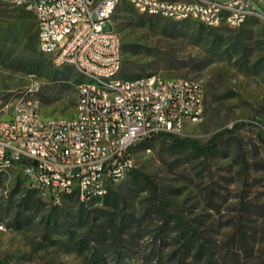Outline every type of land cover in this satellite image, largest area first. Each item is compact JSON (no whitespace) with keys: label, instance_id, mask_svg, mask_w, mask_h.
Returning a JSON list of instances; mask_svg holds the SVG:
<instances>
[{"label":"rangeland","instance_id":"374dc122","mask_svg":"<svg viewBox=\"0 0 264 264\" xmlns=\"http://www.w3.org/2000/svg\"><path fill=\"white\" fill-rule=\"evenodd\" d=\"M1 2L9 6H0V99L28 94L42 117L73 118L82 77L39 51L33 0ZM254 9L240 27L210 28L117 7L111 27L127 51L119 78L200 82L203 120L177 137L205 145L226 133L206 155L170 138L140 139L133 168L91 206L76 195L43 196L19 165L0 171V264H166L179 223L198 241L185 264L195 254L196 264L264 259V3Z\"/></svg>","mask_w":264,"mask_h":264},{"label":"built area","instance_id":"2783aa9c","mask_svg":"<svg viewBox=\"0 0 264 264\" xmlns=\"http://www.w3.org/2000/svg\"><path fill=\"white\" fill-rule=\"evenodd\" d=\"M19 2V0H15ZM114 1L125 2L139 13L170 19L179 10L196 12L199 23L217 28V8L235 12L225 26L240 27L259 15L254 6L264 0H33L39 51L80 71L109 75L111 94L81 86L75 115L69 122L32 116L38 102L28 94L0 110V160L15 165L44 195H65L79 188V201L92 191L119 184L133 168L131 148L140 138L179 136L186 124H198L204 115V91L193 80L163 79L116 87L122 69V45L114 41L111 18ZM0 192L3 190L0 189ZM0 224V234L5 232Z\"/></svg>","mask_w":264,"mask_h":264},{"label":"bare ground","instance_id":"6f19581e","mask_svg":"<svg viewBox=\"0 0 264 264\" xmlns=\"http://www.w3.org/2000/svg\"><path fill=\"white\" fill-rule=\"evenodd\" d=\"M121 3L123 2L114 1V8L117 9V7ZM217 15H220L216 17L217 27L225 26V20H235V12L225 11V8H217ZM153 16L161 17V13H153ZM171 20H175V21L191 20L199 23V15L196 12H186V10H179L178 15L172 17ZM114 41L121 42L119 34L116 33L115 31H114ZM55 65L57 67L64 66V64H55ZM75 70L80 74V71L78 69ZM146 82H153V76H145L134 79H122L119 78L118 76L116 80V87H124L127 86V84L129 83H133L134 86H142V83H146ZM193 85L195 89H203L202 85L198 81L193 80ZM81 86L86 89H93L97 92H101L104 94H111L112 92V83L109 82V75H96L95 77H93V72H91V70H82V81L77 86V95L80 94ZM12 104H15V100ZM8 106L9 105L5 104L4 101L0 99V110H6ZM31 115L41 116L38 106H31ZM42 121H50V119L42 117ZM60 121L69 122L71 121V118ZM140 139H138V141ZM13 166H15V160L13 159L0 160V171H6ZM34 183L36 184V187L39 189L40 193L43 196H45L43 194V187L38 186L37 182ZM72 195H76L77 197H79V188H68L66 192V196H72ZM103 197H104V192L92 191L87 195V198H83V202L81 203L85 206H89V205L91 206L92 204L101 200ZM3 198H4V194L0 192V204L3 201ZM0 224H4V223L0 220Z\"/></svg>","mask_w":264,"mask_h":264},{"label":"trees","instance_id":"16d2710c","mask_svg":"<svg viewBox=\"0 0 264 264\" xmlns=\"http://www.w3.org/2000/svg\"><path fill=\"white\" fill-rule=\"evenodd\" d=\"M0 6H9L5 2H1ZM11 6H15L14 4ZM36 35V34H35ZM35 35L30 34L28 37V46L32 47L34 46L35 42ZM123 51V49H122ZM124 53L127 51H123ZM226 131L220 132L219 134L213 136L205 145H200L197 142L187 139V138H178L177 136H172L168 134H158V137L161 138H170L173 139L172 141L174 144L178 147H189L195 154L198 155H206L210 153L212 150H214L217 147L218 139L222 135H224ZM261 139L264 141V135L262 132H260ZM117 199H114L116 202ZM107 201V200H106ZM190 227L183 223H179V225L176 227V233H175V243L170 247V249L167 251V253H163L161 258H166V264H185L186 255H189L192 251L195 250L196 242L197 240H194L196 231L192 230ZM242 240H244L243 237H241ZM113 244L115 245L117 243V239L112 240ZM200 246H203L200 245ZM201 250V249H200ZM197 254L193 256V263H198V259L196 258ZM213 254L209 251L206 255L207 261H211L213 259ZM255 259H258L259 262H254V264H263L264 259L261 258V256L257 257ZM232 260L234 261V264H239V255L233 254Z\"/></svg>","mask_w":264,"mask_h":264}]
</instances>
